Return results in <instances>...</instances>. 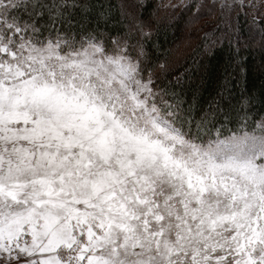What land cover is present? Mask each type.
Returning a JSON list of instances; mask_svg holds the SVG:
<instances>
[{
    "label": "snow or ice",
    "instance_id": "snow-or-ice-1",
    "mask_svg": "<svg viewBox=\"0 0 264 264\" xmlns=\"http://www.w3.org/2000/svg\"><path fill=\"white\" fill-rule=\"evenodd\" d=\"M181 25L232 59L172 75ZM254 29L264 0H0V264H264Z\"/></svg>",
    "mask_w": 264,
    "mask_h": 264
},
{
    "label": "trees",
    "instance_id": "trees-1",
    "mask_svg": "<svg viewBox=\"0 0 264 264\" xmlns=\"http://www.w3.org/2000/svg\"><path fill=\"white\" fill-rule=\"evenodd\" d=\"M156 1L152 0L153 3L160 4L159 0ZM90 2L96 3L97 0H90ZM86 15L89 21H95L96 11L94 9H90ZM205 19L207 18L205 17ZM244 34L249 35V26L242 23L241 35ZM183 35L184 30L181 25L171 29L166 37L167 43L164 46L170 49L174 69L172 75L183 72L185 69H188L194 77L207 72L215 74L216 69L232 59L233 50L229 48L227 42L218 45L211 57H205L200 51L202 46L196 33L187 34L188 40L192 42L187 49L176 56V50L183 39ZM255 35L260 37L258 30H255ZM239 56L241 58L240 67L243 71L233 73L232 92L234 100L247 98L249 100V115L252 116L253 120H259L261 115H264V42L259 44L253 42L246 47H241Z\"/></svg>",
    "mask_w": 264,
    "mask_h": 264
},
{
    "label": "rangeland",
    "instance_id": "rangeland-1",
    "mask_svg": "<svg viewBox=\"0 0 264 264\" xmlns=\"http://www.w3.org/2000/svg\"><path fill=\"white\" fill-rule=\"evenodd\" d=\"M156 1V0H154ZM160 1V4H166L168 2V0H159ZM157 2V1H156ZM173 2H175V0H173ZM210 2V0H209ZM159 4V3H157ZM255 32V29L253 30ZM242 36H245L247 37L245 34L242 35ZM191 40H188V36L187 34L184 32V35H183V39L180 41V44L178 46V49L176 50V56L179 55L183 50L187 49L188 46L191 44ZM261 41L260 37L259 36H256L255 35V38H254V43L255 44H259Z\"/></svg>",
    "mask_w": 264,
    "mask_h": 264
}]
</instances>
